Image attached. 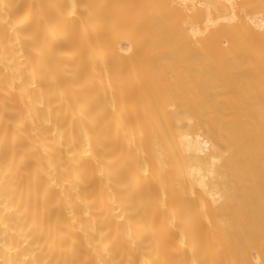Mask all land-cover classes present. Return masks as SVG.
<instances>
[{
    "label": "bare ground",
    "instance_id": "1",
    "mask_svg": "<svg viewBox=\"0 0 264 264\" xmlns=\"http://www.w3.org/2000/svg\"><path fill=\"white\" fill-rule=\"evenodd\" d=\"M0 264H264V0H0Z\"/></svg>",
    "mask_w": 264,
    "mask_h": 264
}]
</instances>
